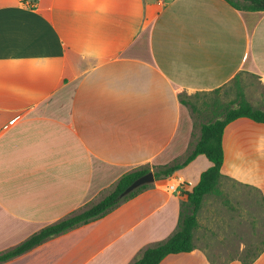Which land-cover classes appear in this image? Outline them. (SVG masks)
<instances>
[{"label": "crops", "instance_id": "0c3cea01", "mask_svg": "<svg viewBox=\"0 0 264 264\" xmlns=\"http://www.w3.org/2000/svg\"><path fill=\"white\" fill-rule=\"evenodd\" d=\"M244 74L264 80V11L225 0H0V254L101 202L126 174L185 161L201 130L182 95ZM223 148L225 178L264 200V123H230ZM212 165L199 155L3 264H133L179 230L186 192ZM160 264L213 262L196 246ZM227 264H264V249Z\"/></svg>", "mask_w": 264, "mask_h": 264}, {"label": "trees", "instance_id": "16d2710c", "mask_svg": "<svg viewBox=\"0 0 264 264\" xmlns=\"http://www.w3.org/2000/svg\"><path fill=\"white\" fill-rule=\"evenodd\" d=\"M233 8L246 12H263L264 0H225ZM238 79V77L236 78ZM241 118H248L258 123H264V110L255 108L239 92L235 107L226 110L222 117L201 125V137L191 155L183 162L177 161L171 166L155 169L156 180L171 178L178 170L186 167L199 155H205L213 164L205 171L199 184L191 192H186L189 213H181L179 230L165 243L147 248L142 256L133 264H160L167 256L172 254L189 253L196 249L195 232L199 228V213L203 209L207 196H223L221 184L225 176L222 173L224 164L223 135L226 127ZM152 172L149 168L136 169L126 174L117 184L114 191L101 202L85 209L81 213L72 215L55 224L45 227L40 232L31 236L17 247L0 254V264L24 255L34 248L42 245L49 239L62 235L80 225L90 223L104 217L121 203L136 197L140 192L150 187L144 185L128 196L125 191L139 178ZM258 257V256H257ZM255 257L252 261H254Z\"/></svg>", "mask_w": 264, "mask_h": 264}, {"label": "rangeland", "instance_id": "374dc122", "mask_svg": "<svg viewBox=\"0 0 264 264\" xmlns=\"http://www.w3.org/2000/svg\"><path fill=\"white\" fill-rule=\"evenodd\" d=\"M239 92L255 108L264 109V80L252 74L240 75L227 86L212 92L183 94V103L195 118L196 132L200 134L202 124L214 121L226 110L234 108ZM221 189L223 196H209L199 213L200 226L195 232V244L206 251L213 264H227L233 259L252 261L264 249L261 193L229 178L223 179ZM183 211L189 213L190 207L186 204Z\"/></svg>", "mask_w": 264, "mask_h": 264}, {"label": "water", "instance_id": "95a60500", "mask_svg": "<svg viewBox=\"0 0 264 264\" xmlns=\"http://www.w3.org/2000/svg\"><path fill=\"white\" fill-rule=\"evenodd\" d=\"M156 178L154 175V172H150L147 175L139 178L138 180H136L124 193V196H128L129 194H131L132 192H134L135 190L139 189L140 187L144 186V185H149V184H153L155 183Z\"/></svg>", "mask_w": 264, "mask_h": 264}, {"label": "built area", "instance_id": "2783aa9c", "mask_svg": "<svg viewBox=\"0 0 264 264\" xmlns=\"http://www.w3.org/2000/svg\"><path fill=\"white\" fill-rule=\"evenodd\" d=\"M175 189H176V186L174 184L165 187V190L166 191H172V192H174Z\"/></svg>", "mask_w": 264, "mask_h": 264}]
</instances>
